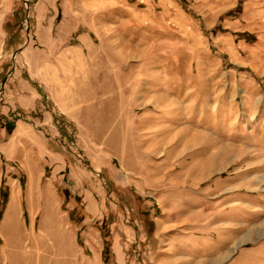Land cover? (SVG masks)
Instances as JSON below:
<instances>
[{"label":"rangeland","instance_id":"374dc122","mask_svg":"<svg viewBox=\"0 0 264 264\" xmlns=\"http://www.w3.org/2000/svg\"><path fill=\"white\" fill-rule=\"evenodd\" d=\"M86 1L0 0V264H209L203 238L216 264H264V0L116 1L137 19L91 32L83 67ZM20 120L69 163L46 199L6 158Z\"/></svg>","mask_w":264,"mask_h":264},{"label":"crops","instance_id":"0c3cea01","mask_svg":"<svg viewBox=\"0 0 264 264\" xmlns=\"http://www.w3.org/2000/svg\"><path fill=\"white\" fill-rule=\"evenodd\" d=\"M119 2L121 4H127L126 6L128 8H131L128 0H88V2H85V5H87L86 9L84 8V12L90 16L88 20L82 21L81 25H76L78 35L76 40L78 41L76 45L70 46V52L74 54L75 57H78L80 61L82 60L81 64L83 67L88 66V57L86 56V51L88 54L94 53L98 55V52L101 51L100 47L93 41L91 32L94 30L97 31V33L101 36L103 34V31L105 28H110L111 26L114 28L115 23L114 20L118 19H128L127 23L130 24V21H135L137 19V11L136 8L134 9V14H132V17L130 14L124 15L120 13L119 10L117 12L114 11H108L105 12V6H109L115 2ZM146 1V0H145ZM76 5V4H75ZM79 5V3H77ZM78 9V8H76ZM81 15H84L83 13ZM87 17V18H88ZM95 17V19H94ZM92 18V19H91ZM102 29V31H101ZM146 33V32H145ZM149 38V48L151 50L152 43V33L149 32L148 34ZM86 63V64H85ZM74 67V66H73ZM20 86V91L17 92L16 95H14L15 101L14 103H20V109H25L28 111L36 110L41 104V95L40 92L37 91V88L28 80L24 78H20L16 80V82ZM69 84L67 81L65 82V85ZM12 84L7 83V91L8 89L12 88ZM71 92V91H69ZM45 100H43L42 103H44ZM60 107V106H59ZM61 109V107L59 108ZM48 110L53 118V121H55L54 117L56 118L57 112L51 107V105L48 106ZM54 111V112H53ZM66 115L68 116L64 110L58 111V114ZM7 117H9V112L5 114ZM69 117V116H68ZM46 118L39 120V123L34 121L32 124L34 127H30V124L26 121L20 120L16 121V128L13 129V131L9 134L7 137V159L9 161H16L18 162V165L22 167V169L25 171L27 175V183H26V195L27 198H40V197H46L52 196V193L50 190L56 186V183L60 181L63 177V172L67 171L69 169V163L66 160V157L63 153L54 151L53 149H50L48 142L42 138H38L35 141L34 146L27 147L26 143L22 142V138L20 137L21 132H23L24 129H30L35 132H41L42 127L46 125ZM46 127V126H44ZM47 130V128H46ZM8 134V133H7ZM39 136V135H38ZM21 139V141H20ZM47 164L49 169V173H47ZM74 170V169H73ZM73 172V171H71ZM74 173H76L74 171ZM75 175V174H73ZM42 182H44V190L40 187L42 185ZM55 188V187H54ZM34 190V192H33ZM38 191V192H37ZM45 191L48 195L45 194ZM21 197V193L17 190L12 193V195L9 198L8 206H11L12 202L14 200L18 199V203ZM199 244L203 247L201 249V257L203 258L201 260L208 259V263L210 264L209 260L211 258L213 259V264H216V261L214 260V257L218 251V244L215 239H199ZM192 242L190 240V243L187 244L188 247L191 248ZM177 247V245H174ZM213 255V256H212Z\"/></svg>","mask_w":264,"mask_h":264},{"label":"trees","instance_id":"16d2710c","mask_svg":"<svg viewBox=\"0 0 264 264\" xmlns=\"http://www.w3.org/2000/svg\"><path fill=\"white\" fill-rule=\"evenodd\" d=\"M8 132H9V133H11V132H12V130H11V129H9V130H8ZM5 195H6V194H5V193L2 191V196H4V197H5ZM0 217H1V212H0Z\"/></svg>","mask_w":264,"mask_h":264}]
</instances>
